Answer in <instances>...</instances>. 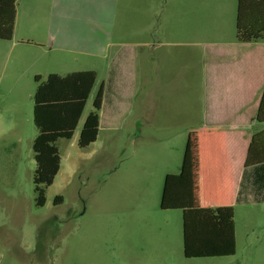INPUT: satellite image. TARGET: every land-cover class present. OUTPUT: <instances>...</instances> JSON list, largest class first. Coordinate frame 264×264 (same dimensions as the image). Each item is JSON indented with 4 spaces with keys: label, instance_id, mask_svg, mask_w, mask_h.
I'll return each instance as SVG.
<instances>
[{
    "label": "rangeland",
    "instance_id": "obj_1",
    "mask_svg": "<svg viewBox=\"0 0 264 264\" xmlns=\"http://www.w3.org/2000/svg\"><path fill=\"white\" fill-rule=\"evenodd\" d=\"M150 6L151 16L139 10L142 27L152 23V37L141 51L135 106L128 104L119 120L107 105L97 141L82 148L77 140L94 110V87L74 138L57 142L62 169L45 188L44 207L34 184L36 75L14 55L5 65L6 46H0V264H264L252 261L264 258V244L256 256L241 235L238 254L186 258L182 211L160 207L165 174H179L187 129L197 128L181 121V100L196 102L202 76L212 70L211 44L235 40L237 0ZM34 70L42 81L48 77L43 65Z\"/></svg>",
    "mask_w": 264,
    "mask_h": 264
},
{
    "label": "crops",
    "instance_id": "obj_2",
    "mask_svg": "<svg viewBox=\"0 0 264 264\" xmlns=\"http://www.w3.org/2000/svg\"><path fill=\"white\" fill-rule=\"evenodd\" d=\"M151 1L18 0L13 38L0 41V46H6L5 65L14 55L40 77L34 68L42 65L48 75L94 71L97 90L104 86L100 124L107 105L121 114L120 120L128 104L132 109L135 106L143 62L141 51L151 47L152 23L148 21L142 27L139 21L140 9L145 17L151 16ZM211 45L212 70L202 76L196 102L181 100L185 110L178 115L182 122L197 123L196 129H187L186 141L195 131L217 132L235 139L225 143L219 159L222 168L235 170L243 161L235 156L244 151L255 134L264 132V123L253 120L254 97L264 87V43H239L235 36L233 42ZM151 99L149 111L153 112L155 101ZM164 100L161 105L167 103ZM168 174L175 175L166 172L165 176ZM233 207L236 254L243 247L241 235L244 247L260 256L264 244V164L242 168ZM254 239L260 247L253 246ZM263 259L254 257L252 261Z\"/></svg>",
    "mask_w": 264,
    "mask_h": 264
},
{
    "label": "trees",
    "instance_id": "obj_3",
    "mask_svg": "<svg viewBox=\"0 0 264 264\" xmlns=\"http://www.w3.org/2000/svg\"><path fill=\"white\" fill-rule=\"evenodd\" d=\"M17 1L0 0V41L13 38ZM235 36L239 43H264V0H237ZM96 80L94 71L65 76L50 74L45 81L35 77L38 86L33 114L39 133L33 143L37 166L34 184L40 207L46 204L45 188L54 183L62 169L57 142L74 138ZM258 92L253 101V120L264 123V87ZM103 97L101 85L93 102L94 110L88 114L79 133L77 144L82 148L98 139ZM233 142L235 139L217 132H190L180 173L165 176L160 207L182 211L186 258L236 254L233 207L236 187L243 167L264 164V132L255 134L244 151L235 156L243 159L237 169H224L219 163L221 150L225 143ZM57 198L55 203H62Z\"/></svg>",
    "mask_w": 264,
    "mask_h": 264
}]
</instances>
